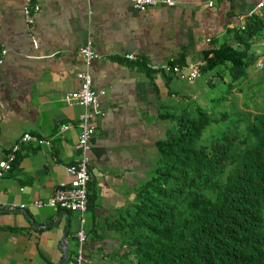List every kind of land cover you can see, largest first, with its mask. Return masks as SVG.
Masks as SVG:
<instances>
[{
    "label": "crops",
    "instance_id": "0c3cea01",
    "mask_svg": "<svg viewBox=\"0 0 264 264\" xmlns=\"http://www.w3.org/2000/svg\"><path fill=\"white\" fill-rule=\"evenodd\" d=\"M35 1L40 11L27 27L21 0H0V49L5 50L0 66V164L25 133L47 141L18 144L16 163L0 177V264H58L65 231L63 264L76 252L74 234L80 225L75 213L57 220L60 211L27 205L73 180L66 168L78 159L82 109L65 106L62 95L79 87L74 77L78 71L89 74L92 89L104 92L97 99L103 116L94 117L88 152L87 188L95 199L82 216L85 241L80 248L85 264H116L114 256L121 248L114 223L146 180L156 156L154 144L167 125L160 118L187 109L197 90L207 92L204 83L213 87L219 82L211 77L225 82L221 67L198 82V89V78L187 82L142 67L177 59L182 64L203 62L207 51L222 45L240 48L237 18L247 17L256 0H217L211 8L203 0H172L173 7L143 12L133 10L127 0ZM86 41L96 57L84 67L78 49ZM248 51L257 55L255 63L264 57V36L255 38ZM60 125L67 126L61 138L56 135ZM22 204L26 207L19 210ZM10 205L15 208L6 209Z\"/></svg>",
    "mask_w": 264,
    "mask_h": 264
},
{
    "label": "trees",
    "instance_id": "16d2710c",
    "mask_svg": "<svg viewBox=\"0 0 264 264\" xmlns=\"http://www.w3.org/2000/svg\"><path fill=\"white\" fill-rule=\"evenodd\" d=\"M261 35L264 13L245 17L240 48L207 51L199 72L223 68L226 92L236 91L253 62L249 46ZM232 114L214 116L197 106L160 118L167 125L146 180L114 223L116 264H264V110ZM219 121L224 126L210 131ZM94 199L86 187V209Z\"/></svg>",
    "mask_w": 264,
    "mask_h": 264
},
{
    "label": "built area",
    "instance_id": "2783aa9c",
    "mask_svg": "<svg viewBox=\"0 0 264 264\" xmlns=\"http://www.w3.org/2000/svg\"><path fill=\"white\" fill-rule=\"evenodd\" d=\"M131 8L137 12H143L148 8L153 7H173L174 2L172 0H127ZM214 1L217 0H203L207 8L213 6ZM40 11V7L35 0H21V17L24 24L30 27L33 24L34 17ZM264 13V0H256L254 7L251 9L247 17L252 15H259ZM239 25L238 30H242L244 27V17L237 18ZM78 54L82 57L83 66L87 67L92 59L96 55L92 52L90 42L86 41L83 46L78 49ZM5 56V50L0 49V66L3 63ZM125 59L131 60L132 56L126 55ZM203 62H189L186 64H153L148 65V70L152 72H160L169 76H176L179 79H184L187 82H192L200 76V67ZM255 69L262 68V60L259 59L254 64ZM75 79L79 82V87L72 92L62 95V101L65 106L73 107L79 106L82 109L81 114L78 116L79 121V134L76 138V145L78 151V159L76 163L67 166L66 172L72 177V182L67 187L55 189L52 194L44 200H37L30 202L27 206L32 208L47 207L53 211H67L69 213H75L78 216L79 228L75 232L74 236L77 242L76 252L71 255L65 262V264H85V259L81 250V245L85 241V233L82 225L84 223L83 214L86 211V187L90 180V174L87 170L89 162L88 152L90 148V140L95 133V125L93 123L94 117L98 115L103 116V113L97 111V99L102 96L104 92L102 90H94L91 87V77L86 71H78L74 75ZM66 125H60L57 128L56 135L62 137L66 130ZM29 141H35L38 145H47V141L42 139H36L31 135L25 133L18 139V143L13 144L9 152L6 155V159L0 164V177L3 173L9 171L11 161L18 149V144L26 143ZM22 189H19L21 191ZM26 205H18L19 210H23ZM0 208H3L0 206ZM5 208V207H4ZM15 208L10 205L6 209Z\"/></svg>",
    "mask_w": 264,
    "mask_h": 264
},
{
    "label": "rangeland",
    "instance_id": "374dc122",
    "mask_svg": "<svg viewBox=\"0 0 264 264\" xmlns=\"http://www.w3.org/2000/svg\"><path fill=\"white\" fill-rule=\"evenodd\" d=\"M251 53V49L248 51V54ZM253 62L248 64L245 75L246 79L244 82L238 87L235 88L236 92L233 95L232 91L226 92L227 85L229 84L228 75L225 72V74L222 77L225 82H221L218 77H211V74L214 73L215 69L207 71L205 74L201 75L198 80H194V84L196 86V89H198V82H204L208 77H211L213 81L218 83L214 84L212 86H206L204 83V88L207 89V92H199L196 91L198 94V97L193 103L189 104V109H194L195 107L199 106L201 109L207 110L209 113L213 114L214 116H218L221 113H226L229 115V119L233 117L232 112L235 110L245 109L249 108V110L252 109L254 106L258 110H264V57L261 58L262 60V68L255 70L253 68V65L255 63V59L257 57L256 54L252 55ZM220 68V67H219ZM221 73V72H220ZM210 75V76H209ZM233 95V96H232ZM221 96H228V101L219 102V98ZM234 97V98H233ZM243 104V106H242ZM249 104V105H248ZM250 105L252 107H250ZM240 108V109H239ZM227 118V120H228ZM226 119L222 122L223 124L227 125L228 121ZM222 123L217 122L213 123L210 126V131L215 130L216 128H222L224 125ZM207 131H205L202 135V138H204L205 135H207Z\"/></svg>",
    "mask_w": 264,
    "mask_h": 264
},
{
    "label": "water",
    "instance_id": "95a60500",
    "mask_svg": "<svg viewBox=\"0 0 264 264\" xmlns=\"http://www.w3.org/2000/svg\"><path fill=\"white\" fill-rule=\"evenodd\" d=\"M62 216L67 219L68 218V212L67 211H60L59 215L57 217V220H59ZM56 222L57 221L53 222V225H55ZM46 227H48V226H46ZM46 227H44V228H46ZM65 234H66V231L64 232L63 237H62V239L60 241V247L59 248L62 250L63 256L60 259V261L58 262V264H63L65 259H66V250H65V242H64Z\"/></svg>",
    "mask_w": 264,
    "mask_h": 264
}]
</instances>
